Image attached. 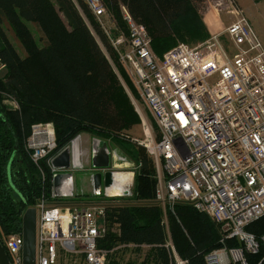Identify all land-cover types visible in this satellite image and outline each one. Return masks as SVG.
I'll use <instances>...</instances> for the list:
<instances>
[{
    "label": "built area",
    "instance_id": "1",
    "mask_svg": "<svg viewBox=\"0 0 264 264\" xmlns=\"http://www.w3.org/2000/svg\"><path fill=\"white\" fill-rule=\"evenodd\" d=\"M84 1L97 19L107 13L103 0ZM218 4V11L228 4L234 17L221 33H211L198 46L179 42L163 56L152 48L146 26L121 5L128 34H120L112 43L136 89L133 93L126 87L144 137H127L155 161V202L162 206L165 218L169 211L175 213L176 204L187 203L220 225L222 246L206 254V264H249L247 254L258 253L260 241L246 228L264 216V45L235 0ZM4 67L0 58V70ZM3 103L19 108L8 93ZM81 138L56 152L51 122L33 124L27 138L25 148L33 163L45 175L46 161L52 172L51 199L42 195L32 206L37 210L35 264H60L62 253L76 264H113L116 249L136 247L100 246L108 233L107 207L117 199L108 195L97 202L72 200L77 196V170L90 166L94 194L99 195L102 190L95 188V171L117 167L112 161L117 150L96 137L86 147ZM103 144L110 162L97 167L92 157ZM119 160L131 163L127 157L119 156ZM58 174L70 175L59 196ZM231 238L240 244L228 245ZM5 243L11 264H25L22 230L7 236ZM166 246L174 259L171 264H189L170 238Z\"/></svg>",
    "mask_w": 264,
    "mask_h": 264
},
{
    "label": "trees",
    "instance_id": "2",
    "mask_svg": "<svg viewBox=\"0 0 264 264\" xmlns=\"http://www.w3.org/2000/svg\"><path fill=\"white\" fill-rule=\"evenodd\" d=\"M103 1L128 34L121 13V5H125L132 17L148 29L152 48L158 56H163L179 41L208 36L199 7L202 0ZM5 22L14 29L50 85L40 86L31 78L24 66L27 58L21 57L3 30ZM29 22H35L43 34V46L37 44ZM117 34L111 35L97 21L84 0H0V58L5 63L0 70V240L9 257L5 239L22 230L25 210L34 206L42 195L51 199L50 168L43 161L45 175H42L25 148L32 125L39 122L54 125L56 152L82 132L103 142L114 141L126 149L128 144L132 145L123 150L130 152L135 163L139 162L132 194L119 196L123 198L121 201L108 205L111 230L100 241L101 247L145 245L150 248L155 264H171L174 259L166 246L171 237L178 254L188 259L189 264H206V254L222 246L220 225L190 204H176L175 213L168 212V226L165 224L163 208L155 202V161L127 137L128 130L141 124V119L118 75V71L122 73L136 93L112 43ZM5 93L16 98L18 109L3 103ZM15 136L20 149L9 172ZM246 229L260 241L259 252L247 254L248 263L264 264V216ZM226 243L240 244L234 238Z\"/></svg>",
    "mask_w": 264,
    "mask_h": 264
},
{
    "label": "rangeland",
    "instance_id": "3",
    "mask_svg": "<svg viewBox=\"0 0 264 264\" xmlns=\"http://www.w3.org/2000/svg\"><path fill=\"white\" fill-rule=\"evenodd\" d=\"M75 2H78L80 0H74ZM220 0H202L199 3L200 10L202 12L203 20L206 25L207 33L208 36L206 39H187V40H182L179 41L180 43H186L190 46H198L205 42L211 35V33H221V31L230 23L234 20L233 15L230 13H227V8H229L228 4H224L223 7H225V10L223 11H217L216 8L220 7L218 4ZM236 4L244 10L245 15L250 19L252 25L254 26L260 40L262 41L264 45V0H235ZM215 8V9H214ZM214 10L217 11V13H214ZM97 21L101 23L108 31L110 32L111 35H120V34H125L126 32L124 31L125 29L122 27L119 21H117L113 15L109 13L107 10V13L103 15L101 18H98ZM223 22V24L221 23ZM29 28L31 29L34 38L39 46L44 45V38H42V33L39 31L38 26L35 22H29L28 23ZM3 30L5 31L6 36L8 37V40L13 44V46L17 49L21 57L26 59L24 62V66L31 76L33 80H35L37 83L41 84L40 86H46L50 85V82L46 79L45 75L43 72L39 69V66L36 64L32 58L28 55L26 51V47L22 42L18 39L16 32L12 27L8 25L7 22L3 24ZM108 34V33H107ZM42 39V40H41ZM44 40V41H43ZM178 42V43H179ZM103 46V45H102ZM118 75L120 77V80L122 81L124 87H128L131 89V83L128 79H126L125 76H123L122 73L118 71ZM9 94V93H8ZM6 95V93H5ZM4 95V96H5ZM13 97V95H11ZM145 116L147 114L144 112ZM149 119V118H148ZM128 134L131 137H138V138H143L144 133H143V127L142 124L135 125L131 129L128 130ZM81 135V140L84 141V146H90L89 141H93L95 137L92 136V134H89L88 132H82L78 136ZM89 137V139H87ZM93 138V139H92ZM75 139V138H74ZM98 139V138H97ZM88 140V141H87ZM27 141V139H26ZM86 141V143H85ZM109 147L112 151H115L117 155L115 154V158H112V161L115 165L119 167H113L109 168L105 171H101L103 173V183H102V192L101 196L100 195H95L94 194V189L92 188L91 184V170H89L90 166H87V169H81L77 170L75 172V180H76V194L77 196L73 198L72 200H76L77 202H97L100 200H103L104 196H107V186L110 184L105 180L107 177L110 176L111 183H115L123 187V192L119 195H113L110 194V197H117L115 199L117 200H122L123 198H120L121 196H125L129 194L132 190V182L130 185H128V182H125L123 184L122 181H117L115 178V174L117 172H124L126 174L133 173V179L135 180L136 173L138 172V166L139 162L135 163L133 159L130 156V152H126L128 155L123 152V150H128L132 147L131 143L128 144L127 149L124 147L119 146L117 143L114 141H108ZM119 156L127 157L128 162L131 161L128 165H126L124 162H120ZM129 165H133L136 170H132L135 168L127 167ZM126 166V167H125ZM100 171V170H99ZM96 172V171H95ZM113 183V184H114ZM126 187V188H125ZM102 195H104L102 197ZM120 196V197H119ZM70 202L71 200H65V199H60V202ZM164 217V216H163ZM165 221L167 224H169V218H165ZM109 224V221L107 222ZM116 229V225L113 226L112 230ZM111 230V228L108 227V232ZM115 231V230H114ZM172 239V238H171ZM118 246V245H117ZM112 259L117 261L119 264H128V261L134 262L135 264H155V261L152 259L150 256V248L147 246L140 247V248H129V247H123L116 249L112 255ZM129 262V263H130ZM60 264H76L74 262V259L70 257H66L64 253H62V258Z\"/></svg>",
    "mask_w": 264,
    "mask_h": 264
},
{
    "label": "water",
    "instance_id": "4",
    "mask_svg": "<svg viewBox=\"0 0 264 264\" xmlns=\"http://www.w3.org/2000/svg\"><path fill=\"white\" fill-rule=\"evenodd\" d=\"M9 128L12 130L11 124L8 122ZM20 149V142L18 138L15 136V151L12 154L10 159L8 168L9 172H11V164L13 161L16 152ZM93 164L97 167H104L109 165L110 156L108 153L107 145L103 144L102 148L99 149L97 153H95L92 157ZM70 178L68 174H58L55 178V190L56 194L59 196L63 192V184L66 183L67 179ZM95 188L98 190H102L103 183V173L101 171H97L93 175ZM110 179V178H109ZM107 181V178L105 179ZM23 227V257L25 264H35L36 258V242H37V210L35 207H29L25 210L22 218ZM0 264H11L9 255L0 240Z\"/></svg>",
    "mask_w": 264,
    "mask_h": 264
},
{
    "label": "bare ground",
    "instance_id": "5",
    "mask_svg": "<svg viewBox=\"0 0 264 264\" xmlns=\"http://www.w3.org/2000/svg\"><path fill=\"white\" fill-rule=\"evenodd\" d=\"M216 10L218 11L217 8H216ZM231 10L232 9L229 6V8H227V13H229V14L232 13ZM115 178H116L117 181H122L123 184H124L125 182L129 183L130 180H132V175H130V174L128 175V174H126L124 172H117L115 174ZM109 192H111L112 194L113 193L121 194L122 193V187L120 185H118V184H114V185L111 186V189L109 190Z\"/></svg>",
    "mask_w": 264,
    "mask_h": 264
},
{
    "label": "crops",
    "instance_id": "6",
    "mask_svg": "<svg viewBox=\"0 0 264 264\" xmlns=\"http://www.w3.org/2000/svg\"><path fill=\"white\" fill-rule=\"evenodd\" d=\"M87 139H89V137H87ZM93 139V138H92ZM88 141V140H87ZM89 142H91V141H89ZM85 143H86V141H85ZM86 147H88L87 146V144H86ZM116 164V163H115ZM120 166V165H119ZM119 166H117V167H119ZM132 168V167H131ZM132 170H134V169H132ZM91 173H93V172H91ZM132 174V180H130V183L132 182V186L131 187H133V183H134V179H133V173H131ZM92 175V174H91ZM109 178H110V176L109 177H107V182L110 184L109 186H107V193H106V195L108 196V195H110V194H112L111 192H109V190L111 189V186L112 185H114L113 183H111V180H109ZM130 183L128 184V185H130ZM91 184H92V180H91ZM76 185V184H75ZM92 186V188H93V184L91 185ZM126 188V187H125ZM122 192H123V187H122ZM132 194V190H131V192L129 193V194H127V195H131ZM113 195H119V194H117V193H113ZM163 216L165 217V214H164V210H163ZM164 217H163V219H164ZM168 218V217H167ZM164 221H165V219H164ZM165 224L168 226V224L166 223V221H165ZM170 239H171V237H170ZM172 240V239H171ZM130 261H128V264H135L134 262H130Z\"/></svg>",
    "mask_w": 264,
    "mask_h": 264
}]
</instances>
